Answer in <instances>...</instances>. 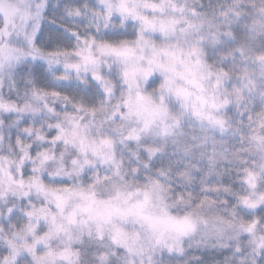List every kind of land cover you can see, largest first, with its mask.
<instances>
[{"label": "snow or ice", "instance_id": "obj_1", "mask_svg": "<svg viewBox=\"0 0 264 264\" xmlns=\"http://www.w3.org/2000/svg\"><path fill=\"white\" fill-rule=\"evenodd\" d=\"M0 264H264V0H0Z\"/></svg>", "mask_w": 264, "mask_h": 264}]
</instances>
